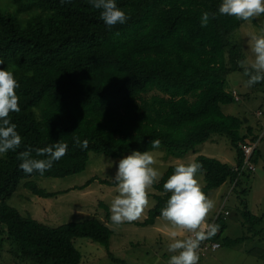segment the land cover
<instances>
[{"label": "trees", "instance_id": "trees-1", "mask_svg": "<svg viewBox=\"0 0 264 264\" xmlns=\"http://www.w3.org/2000/svg\"><path fill=\"white\" fill-rule=\"evenodd\" d=\"M221 3L116 0L129 19L109 29L88 0L63 6L60 0H0V67L13 72L20 85V112L10 116L22 137L17 151L0 156V264L6 249L12 264H82L78 243L85 238L110 249L114 231L105 204L107 222L92 217L52 227L7 202L21 185L40 197L53 196L34 178L82 173L92 153L118 157L162 148L183 155L220 135L237 150L242 167L244 146L257 143V149L260 137L245 118L225 114L223 106L242 100L238 89L228 91L227 85L232 74H243L239 61L246 56L235 34L246 22L220 15ZM203 12L215 14L207 27L200 24ZM251 90H264V82L246 87L242 98H251ZM77 139L81 144L87 140L88 147L82 149ZM153 140L160 141L159 148H152ZM58 141L68 145L67 154L43 175L19 168L20 152L32 149L35 157V149ZM195 162L203 165L202 190L208 197L227 182L232 191L241 187L256 172L234 170L205 155ZM175 166L153 185L157 202L137 225H157L170 196L163 184ZM100 182L115 186L111 179ZM241 206L243 219L256 218L246 199ZM230 215L223 203L214 220L219 230L209 241L219 239ZM245 239L226 238L224 243L237 245ZM216 251L207 250L208 255ZM200 252L199 257H206Z\"/></svg>", "mask_w": 264, "mask_h": 264}, {"label": "rangeland", "instance_id": "rangeland-1", "mask_svg": "<svg viewBox=\"0 0 264 264\" xmlns=\"http://www.w3.org/2000/svg\"><path fill=\"white\" fill-rule=\"evenodd\" d=\"M262 28H264V15L250 23L246 22L236 32L235 39L242 46L246 59H254L250 51V37L260 34ZM244 77L239 72L230 76L227 90L238 89L242 100L223 106V111L227 115L247 118L248 125L260 137L256 152L257 160L254 163L257 170L250 177L246 176L243 179V185L236 187L233 191L231 182H227L210 192L209 198L215 201L216 206L209 216V222L214 223L216 214L223 203L231 215L227 220L228 227L218 239L222 248L209 254L199 264H264V90H259L257 93L251 90V98H242L241 92L243 96L246 93ZM259 111L263 112L260 116ZM150 152L156 159L154 167L162 173V177L170 167L180 162L186 164L193 162L200 155L218 159L232 167L237 164L238 156L237 150L230 141L220 135H213L210 141L183 155L162 148ZM130 154L124 153L118 157H111L92 153L82 173L63 178H34L41 189L55 193L53 196L40 197L21 185L7 202L21 213L30 214L33 218L52 227L92 217H98L107 222V211L103 204L110 208L112 199L118 193L115 186L101 183L100 180L113 177L119 160ZM110 161L116 163L110 167L108 164ZM94 177L98 179L88 184ZM197 178L203 188L206 185L205 175L198 174ZM244 189L248 191L246 196L239 194ZM156 194L158 191L153 186L149 191V206L140 220L120 226L109 225L114 231L110 249L86 238L80 240L78 248L83 254L82 264H167L172 255L167 251V245L170 242L167 235L170 226L167 222L160 218L155 227L136 224L147 218L148 212L157 202ZM242 199H246L249 210L256 216L255 219H243ZM241 237L246 238L243 243L231 246L224 243L226 238L235 240ZM3 261L4 264H12L11 255L7 249L3 252Z\"/></svg>", "mask_w": 264, "mask_h": 264}, {"label": "clouds", "instance_id": "clouds-1", "mask_svg": "<svg viewBox=\"0 0 264 264\" xmlns=\"http://www.w3.org/2000/svg\"><path fill=\"white\" fill-rule=\"evenodd\" d=\"M72 0H60L61 5ZM88 3L100 12V19L111 29L124 24L129 17L121 10L116 0H88ZM218 12L220 15L234 17L236 20L251 22L264 15V0H222ZM215 14L203 12L200 17L201 27H207ZM119 35V33H117ZM250 51L254 59L239 61L243 75L248 79L246 87L264 82V28L260 34L250 37ZM0 59V65H3ZM20 87L13 72L0 67V156L9 151H17L22 144V137L17 126L11 120V113H19V96L16 89ZM260 114V111L258 112ZM77 145L82 149L88 147V141ZM152 148H159L160 141H151ZM68 145L61 141L49 146L22 151L18 159L19 168L28 175L34 172L43 175L50 170L54 162L67 154ZM43 157V158H36ZM116 162H108L112 167ZM156 159L150 151H133L119 160L113 181L117 195L110 204V221L113 226L132 223L142 218L149 206V191L158 183L162 173L154 167ZM203 165L198 162L183 163L175 166L173 174L163 184V189L170 196L166 206L161 210V218L170 226L167 230L169 243L167 251L172 253L167 264H199L201 244L212 239L219 230V225L209 222V216L215 208V201L209 198L198 180Z\"/></svg>", "mask_w": 264, "mask_h": 264}, {"label": "built area", "instance_id": "built-area-1", "mask_svg": "<svg viewBox=\"0 0 264 264\" xmlns=\"http://www.w3.org/2000/svg\"><path fill=\"white\" fill-rule=\"evenodd\" d=\"M256 147H257V143L244 146L243 149L245 152V158H244L243 165H242L243 168L249 167L253 171H256V167L254 165H252V158H253ZM227 214H228V212H227ZM216 219H217V217H216ZM219 247H220V244L217 241L211 242L209 240H206L201 244L200 250H201V252L207 251L208 249H212L213 251H216Z\"/></svg>", "mask_w": 264, "mask_h": 264}, {"label": "bare ground", "instance_id": "bare-ground-1", "mask_svg": "<svg viewBox=\"0 0 264 264\" xmlns=\"http://www.w3.org/2000/svg\"><path fill=\"white\" fill-rule=\"evenodd\" d=\"M257 151V149H255V152ZM234 167V170H240V168H243V166L242 167H240V166H238L237 164L235 165V166H233ZM216 219V218H215ZM219 244H220V242L218 241V240H216ZM221 245V244H220ZM201 253V255H205L206 257L208 256V252L207 251H204V252H200ZM200 258H202V259H204L205 257H202V256H200Z\"/></svg>", "mask_w": 264, "mask_h": 264}, {"label": "water", "instance_id": "water-1", "mask_svg": "<svg viewBox=\"0 0 264 264\" xmlns=\"http://www.w3.org/2000/svg\"><path fill=\"white\" fill-rule=\"evenodd\" d=\"M245 120H246V122L248 121V119H247V118H245Z\"/></svg>", "mask_w": 264, "mask_h": 264}, {"label": "crops", "instance_id": "crops-1", "mask_svg": "<svg viewBox=\"0 0 264 264\" xmlns=\"http://www.w3.org/2000/svg\"><path fill=\"white\" fill-rule=\"evenodd\" d=\"M235 165H236V164H235ZM235 165H234V166H235ZM200 259H202V258H200ZM202 260H203V259H202Z\"/></svg>", "mask_w": 264, "mask_h": 264}]
</instances>
